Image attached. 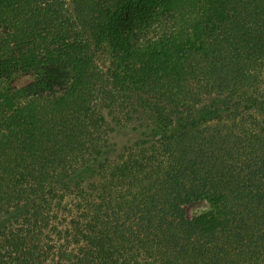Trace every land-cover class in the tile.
<instances>
[{"label":"trees","instance_id":"16d2710c","mask_svg":"<svg viewBox=\"0 0 264 264\" xmlns=\"http://www.w3.org/2000/svg\"><path fill=\"white\" fill-rule=\"evenodd\" d=\"M0 264H264V0H0Z\"/></svg>","mask_w":264,"mask_h":264},{"label":"rangeland","instance_id":"374dc122","mask_svg":"<svg viewBox=\"0 0 264 264\" xmlns=\"http://www.w3.org/2000/svg\"><path fill=\"white\" fill-rule=\"evenodd\" d=\"M99 60L102 63V65L104 67L113 65V61L111 59V53L110 51L108 52H103L101 54H99ZM32 76L31 72H19L16 75V78L14 80L15 84H22L25 81L29 80ZM207 206V202L206 201H198V202H194L189 204L186 207L187 213L191 214L199 209H203Z\"/></svg>","mask_w":264,"mask_h":264}]
</instances>
